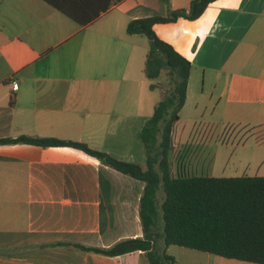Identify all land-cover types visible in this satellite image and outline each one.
I'll return each mask as SVG.
<instances>
[{"label":"crops","instance_id":"1","mask_svg":"<svg viewBox=\"0 0 264 264\" xmlns=\"http://www.w3.org/2000/svg\"><path fill=\"white\" fill-rule=\"evenodd\" d=\"M53 1L71 16L44 0H0V138L79 141L144 165L140 130L172 85L146 77L148 47L126 26L187 10L192 0ZM152 29L191 64L171 171L213 176L198 161V147L209 143L181 141L176 128L207 131L196 117L208 108L231 131L264 125V0H216L196 19ZM240 144L252 156L230 171L264 176V143L247 133ZM143 187L77 148L0 144V264H147L142 251L107 256L72 245L142 237ZM166 252L176 264H255L175 245Z\"/></svg>","mask_w":264,"mask_h":264},{"label":"trees","instance_id":"2","mask_svg":"<svg viewBox=\"0 0 264 264\" xmlns=\"http://www.w3.org/2000/svg\"><path fill=\"white\" fill-rule=\"evenodd\" d=\"M44 1L71 16L61 4ZM214 1L192 0L187 10L175 9L166 16L133 19L126 26L128 34H140L148 39L146 77L156 79L166 70L172 85L140 130L146 155L144 165L118 159L79 141L28 135L0 138V144L77 148L144 183L139 202L142 237L125 238L109 247L72 244L76 248L107 256L142 251L147 264H176L174 257L166 252L167 246L175 245L226 259L264 264V176L173 174L170 167L173 130L186 100L191 64L172 45L158 38L152 25L179 17L196 19ZM251 128L254 140L264 143V125Z\"/></svg>","mask_w":264,"mask_h":264},{"label":"rangeland","instance_id":"3","mask_svg":"<svg viewBox=\"0 0 264 264\" xmlns=\"http://www.w3.org/2000/svg\"><path fill=\"white\" fill-rule=\"evenodd\" d=\"M138 37L140 46L149 47V42L146 36L139 35ZM167 77L169 76L166 70H164L163 74L158 77V81H161L166 89L169 88ZM196 118L209 128L207 131L201 130L198 132H190L191 126L179 123L176 128V133L181 138V141L185 139L187 135H191L196 141L202 140V142L206 141V143H209L204 146L201 144L198 147V151H201V154L198 155V161H200L201 164L205 163V165L209 163L208 174L225 177L234 176V174H236V176L239 175V169H237L236 173H232L233 171L230 170L242 166V164L250 159L252 155L249 153L248 146H242L241 144L237 145V140L242 139L247 133L251 134L254 130L252 128H241L238 130L233 129V131H231L229 130L230 125L221 123V114L211 113L210 108L202 111ZM247 142H250V139H248ZM206 167L204 169L205 173ZM246 172L249 175L255 174L251 173L255 171L247 170ZM174 174L176 173L174 172ZM197 174H200V171Z\"/></svg>","mask_w":264,"mask_h":264},{"label":"built area","instance_id":"4","mask_svg":"<svg viewBox=\"0 0 264 264\" xmlns=\"http://www.w3.org/2000/svg\"><path fill=\"white\" fill-rule=\"evenodd\" d=\"M12 86H13L14 88H16V87H17V84L14 82Z\"/></svg>","mask_w":264,"mask_h":264}]
</instances>
